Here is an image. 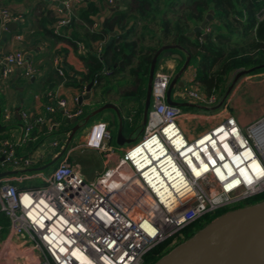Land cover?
Here are the masks:
<instances>
[{
  "label": "built area",
  "instance_id": "obj_1",
  "mask_svg": "<svg viewBox=\"0 0 264 264\" xmlns=\"http://www.w3.org/2000/svg\"><path fill=\"white\" fill-rule=\"evenodd\" d=\"M47 1L70 11L77 0ZM71 17L53 25L55 35H61L70 25ZM22 20L21 14L0 7V35L9 24ZM211 30L207 26L206 34ZM102 47L100 44L97 49L99 55ZM81 49L87 51L84 45ZM21 68H26L28 77L36 73L27 65L23 51L0 55L2 79ZM58 73L64 76L60 68ZM103 74L111 76L112 71L105 69ZM170 83L169 74L155 73L153 104L142 138L124 152L115 167L95 180L87 182L69 157L50 177L43 178L45 186L39 189H22L16 184L35 176L0 178V212L10 219L11 233L25 239L31 252L36 253L38 260L33 264H144L148 253L194 222L264 193V117L243 130L230 116L190 139L179 124L182 108L167 103ZM180 98L205 106L217 102L215 94L207 96L188 88L180 91ZM58 107L66 109V100H59ZM46 110L53 114L57 108L48 106ZM82 113L66 112L68 119ZM10 119V114L4 115L5 121ZM21 119L25 126L19 140L0 138V169L34 166L18 151L46 121L28 112L22 113ZM112 139L107 125L96 123L78 148L111 153ZM234 158L242 164L236 166ZM212 161L217 165L195 175L194 168ZM226 164H230L231 172ZM243 170L247 171L244 177ZM235 180L239 183L232 186Z\"/></svg>",
  "mask_w": 264,
  "mask_h": 264
},
{
  "label": "crops",
  "instance_id": "obj_2",
  "mask_svg": "<svg viewBox=\"0 0 264 264\" xmlns=\"http://www.w3.org/2000/svg\"><path fill=\"white\" fill-rule=\"evenodd\" d=\"M88 1L95 3L99 9L98 15L92 18L94 24L97 25L96 28H93L94 30H99L104 27L105 20L111 18L113 13L117 10L125 9L122 0H112L113 4H110V0H77L73 3L70 11H67L62 4L56 2L51 3L47 0H0L1 9H6L12 14H21L23 16L22 22L11 23L7 26L6 30L2 31L0 35V55L15 50H21L25 54L27 65L36 69V73L30 77L26 76V68L18 69L15 74L7 79H2L0 77V94L4 100V111L2 112L3 120L0 124V137L2 136L15 141L21 138L23 127L25 126V122L21 119V114L24 112L43 117L46 123L35 128L31 135V141L18 151L21 157L30 159L34 166L37 164L45 165L49 161H53L58 155H60L67 145L68 140L62 151L59 153V150L62 148L61 145L63 144L61 140H64L65 136H68L69 139L74 128L70 134L64 135L60 133L61 130L59 127L61 126V119H59L58 114L60 113L63 119L67 121L68 118L66 112H70L71 115H74L82 106L91 105L94 101L101 102L103 96L106 98V100H103L104 103L113 104L119 109L120 120L128 122L131 129L135 128L134 123L137 121L136 116L139 113V104L129 102L127 101V98L124 97V93L128 88L134 89L130 85L119 87L117 92L104 93L102 95V100L101 97L100 99L96 97L92 88L90 99L83 101L82 105L79 104V98L87 94V86L89 84H85V89L83 91L74 87H67L65 83L60 84L54 92L49 89L51 81L64 79L65 82H69V77L79 80L80 83H84L81 75L87 73L86 65L82 59L89 52L86 43L83 42L84 33L86 32L85 28H87V26L83 21L78 19L74 26L62 30L60 35L62 39L60 40L53 36L54 34L51 33V30L53 24L57 20L68 16L78 17L77 15L79 11L86 8ZM106 3L108 6H106ZM45 29L49 30V32H46ZM112 35L114 34L112 33ZM108 41L109 38H107L106 42H102L103 47ZM82 45L86 46L87 51L81 49ZM98 46L100 47V44H98ZM179 51L180 53H172L180 56L185 55V58L183 57V60H185L187 58L186 53L181 50ZM125 57L126 56H124V58ZM56 58L59 59V63H56ZM182 67L180 60L163 58L159 62L156 72H166L171 76L172 81ZM59 68L63 70L64 76L59 75ZM236 73L237 72L230 73L225 78L227 81L226 90ZM51 74L52 80L50 81L49 75ZM106 77L113 80L112 76ZM120 77H118V79ZM195 78L196 67H191L179 80V82L184 83V87L181 88L178 84L174 88L178 91V98H180L181 90L188 88L189 84L196 82ZM115 79H117V77L114 78V80ZM127 80L128 82H133V78H130L128 75ZM196 84L198 85L199 83ZM191 89L194 88L191 87ZM197 91L207 95L205 91L203 92L201 90V88H197ZM225 92L223 94L215 93L217 97L215 105L202 106L211 108L218 106ZM114 94H118L116 100H113L112 98ZM62 99L67 102L66 109L58 107V101ZM48 106H55L57 111L53 114L47 112L46 108ZM190 109H192V111L184 113L179 121L180 127L190 139H195L199 134L197 136L192 134L188 124H195L196 127L200 129V134H202L230 116L236 119L243 130H246L249 126L264 117V71L255 74H248L242 77L233 87L224 104L218 109ZM110 111L111 113H109L108 117L106 116V118L109 119L108 121H92L90 126H88L89 124L82 126V128L85 127L86 132L80 137V145L85 142L89 130L94 124L105 123L109 128L111 122L110 115L114 113L112 110ZM5 114L11 115L9 121L4 120ZM78 118L79 117L73 118L77 119V122L70 124H75V126L83 125L84 122H78ZM109 129L111 130V127ZM78 132L79 131H77L76 135ZM123 134L126 139H132L133 137V135L125 133V130ZM76 135L62 157L63 159L69 157L70 163L78 167L86 179L87 172L83 173L84 171L80 164H74L75 162L72 160V155L77 149H80L78 148L79 144H73ZM139 138L141 139V136ZM55 142L58 143V146H54ZM113 142L114 141L112 140L111 153H101L92 150L98 155H102L101 158L104 160L105 165L107 167L112 165L111 168L115 167L120 161L119 159L122 157L118 155V146H115ZM131 146L132 145H125L124 147H121L123 154ZM42 167L40 166L39 168ZM22 169V171H25L31 169V167ZM101 174L102 173H98L97 175H94L90 181L95 180ZM21 176H35L34 178H29L27 181L35 178H47L42 173H37L36 175L26 173L21 174ZM25 182L16 184L21 188ZM37 260L38 257L36 253L31 252L26 240L15 237L9 229L5 239L0 241V264H33Z\"/></svg>",
  "mask_w": 264,
  "mask_h": 264
},
{
  "label": "trees",
  "instance_id": "obj_3",
  "mask_svg": "<svg viewBox=\"0 0 264 264\" xmlns=\"http://www.w3.org/2000/svg\"><path fill=\"white\" fill-rule=\"evenodd\" d=\"M122 2L125 9H119L113 13L111 18L105 20L104 27L99 30H94L92 27L94 25L92 18L99 13L95 3L88 1L86 8L79 11L78 17H71V23L67 28L74 26L78 19L87 26L83 42L86 43L89 52L82 58L87 73L81 75L84 83L72 77H69V82H65L64 79L51 81V74L49 75L50 91L54 92L62 83H65L67 87L83 91L85 84L97 82L93 85V90L99 98L104 93L117 92L119 87L130 85L134 89L128 88L124 97L129 102L139 104V113L136 116L138 123L139 120L142 121L141 117L143 118L144 114L146 85L151 64L155 54L163 46H181L192 57L191 62L193 58L197 59L196 82L204 88L207 96L215 93L223 94L227 88L225 78L230 73L253 68L256 70L251 74L264 71V69H257L264 65V16L259 17V14L264 11V0H122ZM209 11H214V18L208 24L212 30L207 37L204 39L200 33L192 38L188 37L187 34L202 24ZM45 31L49 32L46 29ZM51 31L54 34L53 30ZM53 36L58 40L62 39L60 35L54 34ZM107 38L109 41L104 45L102 54L99 55L97 53L98 44L106 42ZM172 52L180 53L177 49ZM163 58L162 54L158 59L156 71ZM184 62L185 60L180 62L181 67ZM106 68L112 71L113 80L103 74ZM127 75L133 78V82H128ZM116 77L117 79L114 80ZM125 82L126 85H124ZM105 84L112 86V89H104ZM100 103L102 102L94 101L91 105L80 107L79 110L81 109L83 113L79 116L78 122H84L86 117L105 105L104 102ZM3 111L4 100L0 94V124L3 120ZM58 117L61 119L60 133L70 134L75 124L68 123L60 113ZM96 117L90 122H94ZM122 127L124 133V120H122ZM143 134L144 131L141 138ZM0 138L8 139L2 136ZM67 140L68 136L61 140L63 144L59 153ZM18 155L20 156L19 152ZM50 162L52 160L45 165ZM45 165L42 164V166ZM33 167L36 166H31V169H34ZM21 188L39 189L41 187H26L24 183ZM261 202H264V193L242 203L246 204L244 207H240V204L206 215L172 239L154 248L145 257L144 264H156L174 248L188 241L225 214ZM10 226V219L5 213L0 212V241L5 239Z\"/></svg>",
  "mask_w": 264,
  "mask_h": 264
},
{
  "label": "water",
  "instance_id": "obj_4",
  "mask_svg": "<svg viewBox=\"0 0 264 264\" xmlns=\"http://www.w3.org/2000/svg\"><path fill=\"white\" fill-rule=\"evenodd\" d=\"M264 16V11L259 14V17ZM214 18V11H209L206 19L202 24L187 34L192 38L197 33L203 35L205 39L207 34L205 29ZM17 26V25H16ZM181 50L186 53L187 58L179 73L171 81L167 92V103L170 106L179 108H195V109H218L224 104L231 90L236 83L244 76L255 72L256 69L241 70L236 73L231 84L226 90L221 102L218 106L204 107L194 103H177L171 98L173 89L179 84V87H184V83L179 82L180 78L188 71L192 57L188 54L187 50L181 46L166 45L160 48L155 54L148 80V88L146 93V101L143 114L142 128L144 130L148 113L152 106V85L156 73V66L159 57L163 54L164 58H172L175 60L183 61V57L173 54V50ZM107 69V68H106ZM257 69H264V65L257 67ZM94 83L87 86V94L79 98V104L82 105L83 101H87L91 97V91ZM112 110L111 119L115 123V116L120 119L119 109L113 104H105L101 108L95 110L91 115L86 117L83 125H76L68 139L67 145L63 151L52 162L42 168L28 169L25 171H9L0 175V178L16 176L18 174H26L33 172H40L56 164L65 154L69 144L73 140L77 131L82 126L87 125L92 118L101 114L104 111ZM68 123H76L77 119H67ZM142 130V131H143ZM118 145L124 147L125 145H133L136 139H126L123 135L122 120H120V127L118 131ZM264 202L259 204L242 208L225 214L224 216L216 219L204 229L199 231L194 237L181 245L174 248L168 255L161 258L156 264H264Z\"/></svg>",
  "mask_w": 264,
  "mask_h": 264
},
{
  "label": "rangeland",
  "instance_id": "obj_5",
  "mask_svg": "<svg viewBox=\"0 0 264 264\" xmlns=\"http://www.w3.org/2000/svg\"><path fill=\"white\" fill-rule=\"evenodd\" d=\"M106 6H108L107 3H106ZM197 62H198L197 59L193 58V61L191 62L189 68H191V67H196L197 68V66H198ZM195 81H196V78H195ZM196 83L197 82H195L193 84H189L188 85V89H191V87L196 89V90H197V88L198 89L201 88V90L204 92L205 91L204 88L200 84L197 85ZM124 85H126V82L124 83ZM146 86L148 88V82H147ZM103 88L104 89L110 88V90H111L112 86L106 85V86H103ZM177 93H178L177 89H174L173 92H172L171 98H172V100L174 102L181 103V104L190 103L191 102L190 100H185L183 98H178ZM117 97H118V94H114L112 98H113V100H116ZM99 99H100V97H99ZM101 100H102V97H101ZM103 100H106V98H104V96H103ZM103 100L101 102H103ZM100 104H102V103H100ZM152 104H153V102H152ZM197 104H199V103H197ZM189 111H192V109H190V108H182V113L183 114L187 113ZM109 113H111L110 110L102 112L101 114H99L94 119V122L95 121H99V120L108 121L109 119L106 118V116L108 117ZM141 119H142V121L139 120L138 123L136 122V126H135L134 129H131L129 127L130 124H128V122H125V133H127L129 135H133L132 139H137L138 140L139 137L142 135L141 132L143 130V128H142L143 118L141 117ZM115 122L116 123L113 124L112 123V119H111L110 124H111V133H112V137H113V141H114L113 144L115 146H118V149H119L118 155L122 156L123 152L121 151V147L118 145V139H117L118 131H119V127H120V119H119V117L115 116ZM88 124H89L88 126H90L92 124V122H89ZM188 127L191 130L192 134H194L195 136H197L198 134L200 135V129L198 127H196L195 124H193V123L192 124H188ZM85 132H86L85 127L80 129L78 134L76 135L74 141H73V144H79L80 145V143H79L80 137L83 134H85ZM126 146H129V145H126ZM101 156L102 155H98L94 151L88 150V149H85V148L77 149L75 151V153L72 155V158H73L72 160L75 162L74 164H80V166L82 167V169L84 171L83 173L87 172V177H86L87 182H89L92 179V177H94V175H97L98 173H103L104 171H106V170H108L109 168L112 167V165L107 167L105 165V163H104V160L101 158ZM63 160L64 159L62 157L53 166H50L49 168H47L45 170H42L40 172H33V173H30V174L36 175L37 173H42L44 176L50 177L52 175V173L54 172L55 168L58 167L59 164ZM40 165L42 167V164H37L36 167H33V168H39ZM15 170L22 171L23 169H17L14 166H7L6 168L0 169V172L1 173H5V172L15 171ZM18 175H21V174H18ZM0 186H1V184H0ZM25 186L26 187H43V186H45V183H44L43 179L35 178V179L30 180V181H26L25 182ZM245 205L246 204H242L241 203L240 207H244Z\"/></svg>",
  "mask_w": 264,
  "mask_h": 264
},
{
  "label": "bare ground",
  "instance_id": "obj_6",
  "mask_svg": "<svg viewBox=\"0 0 264 264\" xmlns=\"http://www.w3.org/2000/svg\"><path fill=\"white\" fill-rule=\"evenodd\" d=\"M234 163L236 166H239L240 164H242V163H240L239 158H234ZM216 165L217 164L214 161H212V164H207V163L202 164L201 168H194V166H192V167L194 168L195 175H201V174L206 173L207 171H209L211 169V167H214ZM226 167L229 169L230 172L232 171L230 164H226ZM121 171H125V169H121ZM241 173H242V176L244 177L247 174V171L243 170ZM238 183H239V181L235 180L233 182L232 186H235Z\"/></svg>",
  "mask_w": 264,
  "mask_h": 264
}]
</instances>
